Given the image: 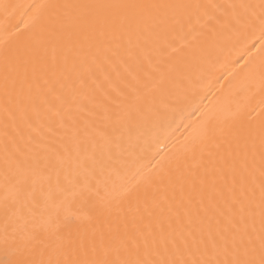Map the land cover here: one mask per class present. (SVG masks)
<instances>
[{
	"label": "snow or ice",
	"instance_id": "6c2138e0",
	"mask_svg": "<svg viewBox=\"0 0 264 264\" xmlns=\"http://www.w3.org/2000/svg\"><path fill=\"white\" fill-rule=\"evenodd\" d=\"M44 9L52 14L40 39L4 63L5 111L13 94L25 98L15 109L27 136L4 135L0 264H264V59L234 94L258 82V122L229 98L188 125L184 143L127 172L144 135L184 99L186 73L220 39L258 33L264 51V0L34 4L35 24ZM161 22L198 31L203 46L166 72L150 53L129 71L127 58L142 53L122 54L124 38L131 45ZM161 39L163 53L167 32Z\"/></svg>",
	"mask_w": 264,
	"mask_h": 264
},
{
	"label": "bare ground",
	"instance_id": "6f19581e",
	"mask_svg": "<svg viewBox=\"0 0 264 264\" xmlns=\"http://www.w3.org/2000/svg\"><path fill=\"white\" fill-rule=\"evenodd\" d=\"M90 2V0H0V201L5 195L4 176L2 169V148L5 131L14 133L19 137L21 133L27 136V128L21 114L16 111L15 105L21 100L27 101L22 96L13 94L14 98L9 101L12 112L5 111V95L3 89V73L5 58L14 63L19 57L25 55L26 49L35 45L40 39L41 30L46 25L52 14L51 9H44V19L41 24H35L32 20L33 13L29 11L30 6L36 4H55ZM157 3H198L203 5H227L240 3L241 0H152ZM255 2V0H253ZM11 4L18 7L9 8L5 11L3 5ZM34 11V10H33ZM210 15L222 17L225 10L222 8L207 9ZM216 24V21H212ZM219 27V25H217ZM167 32L169 45H165V51H159L163 43L161 37ZM258 33L251 34H226L211 49L210 54L200 59L199 64L191 68L186 75L188 79L184 82V99L173 106L167 112L166 119L147 132L141 139L137 149L138 156L135 159L127 160V172H131L142 165L148 164L156 152L163 156L184 143L185 137L191 129L188 125H195L200 121L203 113H211L229 98L233 100V109L240 106H247L252 117L258 122L261 109V95L258 91V82L250 90L244 89L247 83L246 77L252 67L259 65L264 59V51L260 50ZM204 38L197 32H173L167 25L161 22L154 29H146L142 35L133 36L131 45L125 37L120 45L121 53L124 49L131 47L133 52L140 51L142 55L137 57L133 54L128 59L129 71H136V66L142 60L144 53H150L153 65L159 67V71L166 72L171 64H188L193 53L199 52L203 46ZM256 44V47H252ZM246 61L248 67H245ZM121 75H126L124 68H120ZM113 80H117L116 73L112 74ZM36 95V90L33 91ZM254 109V111H252ZM162 150V151H161ZM160 157L157 156L156 159ZM152 164L156 160L151 161ZM95 179L103 180L105 177L98 176ZM119 177L112 176L111 181L119 182Z\"/></svg>",
	"mask_w": 264,
	"mask_h": 264
}]
</instances>
